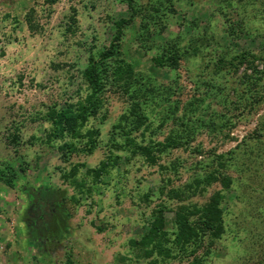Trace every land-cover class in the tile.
I'll use <instances>...</instances> for the list:
<instances>
[{"label": "rangeland", "instance_id": "rangeland-1", "mask_svg": "<svg viewBox=\"0 0 264 264\" xmlns=\"http://www.w3.org/2000/svg\"><path fill=\"white\" fill-rule=\"evenodd\" d=\"M136 1L139 7L162 4L167 8L159 25L162 30L157 26V32L150 25V38L140 31L138 17L123 32L121 52L125 58L140 75L149 78L155 91L170 93L168 100L155 98L146 104L150 129L143 133L145 139L161 142L170 131L186 129L179 118L190 109H195L190 117L201 116L203 123L212 112L218 115L214 116L215 130L198 127L201 122H190L188 127H197L193 140L183 148L163 153L158 165L164 170L151 167L140 156L111 145V136L116 134L113 127L126 112L128 102L120 91H110L104 95L99 117L87 125L100 133L96 149L91 154L73 153L64 161L59 153L62 141L46 143L50 124L44 119L45 113L50 107L65 109L85 96L81 72L87 58L108 47L116 21L129 19L127 0H0V171L10 176L13 169L17 175L13 188L0 180V264H151V259L139 257L130 244L147 232L156 205L164 201L173 207L174 203L160 194L167 179L171 182L168 187H184L196 171L200 173L203 165L211 162V152L226 155L240 145L242 151L237 150V157L251 163L255 153L264 150V144L257 146L253 140L257 126H262L264 135V104L244 115L238 111L226 114L222 105L232 87L237 90L230 99L245 97L246 87L241 85L245 65L212 76L214 54L210 50L200 57L184 55L175 70L157 68L151 61L159 46L173 40L191 46L194 42L190 40L203 34H214L231 55L250 52L264 57L262 0L223 3L222 13L217 12L218 0ZM29 10H34L33 31L24 20ZM228 24L237 31L235 38L224 36ZM256 64L261 69L259 62ZM207 82L224 91L218 95L213 89L212 99H207L205 111L199 114L201 109L190 106V102L206 89L203 83ZM221 114H226L232 124L223 128L230 140L218 134V126L224 124ZM141 131L135 134L138 142L143 138ZM116 138L122 142L118 135ZM245 148L253 152L249 154ZM195 150L202 155L194 154ZM107 159L112 166L98 182L86 175L87 169L98 168ZM79 165L85 166L78 167L75 176L83 185L82 191L74 179L62 178L63 173ZM228 174L235 180L238 176L234 167ZM217 189L220 186L215 184L190 202L202 205ZM41 190L56 194L64 207L62 222L48 237L43 232L41 236L31 233L24 222L28 196ZM242 191L235 183L224 192L227 228L203 264H264V228L260 217L253 221L248 206L238 197ZM165 216L167 229H171L173 215Z\"/></svg>", "mask_w": 264, "mask_h": 264}, {"label": "trees", "instance_id": "trees-1", "mask_svg": "<svg viewBox=\"0 0 264 264\" xmlns=\"http://www.w3.org/2000/svg\"><path fill=\"white\" fill-rule=\"evenodd\" d=\"M165 1L170 2V0ZM218 1V13H222L223 3L235 2V0ZM238 1L241 2V0ZM262 2L264 8V0ZM126 3L129 11H131L129 19L116 21L114 23V37L108 47L98 51L96 55L90 54L87 58L86 67L81 72L82 81L86 87L85 96L80 97L76 103L67 105L65 109L59 110L56 107H50L45 113L44 119L50 124L46 143L52 145L53 142L62 141L59 153L64 161L71 154L80 151L91 154L97 147L96 143L100 133L94 127L87 128V125L91 119L96 120L99 117L104 104V95L107 92L118 90L126 98L128 108L120 117L117 125L113 127L116 134L111 136V145L118 151L130 153L132 156H140L151 167L159 166L164 170V167L158 165L163 158V153L183 148L193 140L197 127L193 125L188 127V124L190 122H201L198 127L215 130L214 120H216V117L214 116L218 115H214L212 112L203 123L201 116L199 118H197V115L190 117V113L195 110L193 109L192 112L190 109L179 118L181 127L186 129L181 132H178V130L170 131L161 142L145 139L143 133L145 134L150 129L145 109L146 104L149 100L155 98L168 100L170 93L167 90L161 93L155 91L156 88L151 86L150 81H148L149 78L140 75L133 64L125 58L121 52L123 32L125 26L131 24L138 17L140 31L147 35L146 39L150 38V25L157 32H159V29L162 30L163 27L159 25H161L167 8L162 4L157 7L151 4L146 7H139L136 0H127ZM33 14L34 10H29L24 16L30 31L34 29V25H32ZM71 21L74 25L73 18ZM228 25L224 31V36L228 39L235 38L237 36L236 29L230 24ZM147 41L145 40L141 46L145 47ZM192 41L194 43L191 46H181V42L174 40L169 41L164 46H159V53L151 57L153 65L157 68L175 70L179 68L180 60L184 55L200 57L205 50H210L214 54V61L210 69L212 76L218 77L225 70H228V72L230 70L235 71L239 66H246V72L241 76V85L243 84L246 87L245 97L230 99L231 93L233 94L237 90V88L232 87L222 102L226 114L233 111H238L241 115L251 114L264 104L263 56L250 52L231 55L230 52L225 51V47L214 34L195 36L190 40V42ZM257 62L261 65V69H258ZM247 70L251 71L250 74H247ZM149 86L153 89H150ZM203 86L206 89L200 91L199 97L193 98L190 102V106L198 105L197 107L201 109L199 114L205 111L206 107L204 106L207 99L211 97L213 89L217 90L218 95L223 94L224 91V88L215 87L214 84L209 82L203 83ZM209 105L207 109L210 108ZM226 114L220 115L224 119L222 121L224 124L218 126V134L225 140H230L229 133L223 131L225 125L229 124V127H232L230 121L227 122L228 117ZM102 120L104 121V119ZM165 120L167 121V118ZM261 128L262 126H257L253 134V140H255L257 146L264 144V140H259V138L264 137ZM140 131L143 138L138 142L135 134ZM116 135L119 136L122 142H118ZM14 138L16 139V137ZM241 147L238 145L235 151L226 155H217L216 152H211L209 155L211 162L203 165L204 167H202L200 173L196 171L190 182L182 188L168 187L171 182L167 179L166 186L160 189V194L165 196L166 201L173 202L174 205L170 207L164 201H161L151 211L153 221L150 223L149 229L138 241H132L130 244L132 248L137 250L139 257L151 259V264H165L169 261H178L179 264H203L206 258L211 255L216 242L221 240L224 231H226V214L223 210L224 192L230 190L235 183H237L239 189L243 190L238 197L248 206L247 210L251 211L253 221L260 217V223L264 228V160L262 158L264 150L255 153V158L251 163H245L237 157L238 151H242ZM243 150L248 151L249 154L253 152L252 149L246 150L245 148ZM193 152L196 155H202L200 150ZM257 159L260 160L258 163ZM111 166V159H107L101 162L98 168L87 169L86 175L98 182L103 175L108 173ZM78 167L83 168L85 166H73L68 173L62 174V178L66 180L74 179L76 186L82 191L83 185L81 182L75 181ZM230 167L236 168L238 172L236 180L228 174ZM11 171L10 176L0 171V180L8 187L13 188V182L17 175L13 169ZM215 184L219 185L220 189L213 191L204 204L198 205L190 202V199L194 197L204 196ZM85 191L89 193L88 190ZM40 193L44 194L46 199L58 198L56 194L47 193L44 190H41ZM167 213L173 215L170 223L171 229H167L168 221L165 216ZM236 227L239 231L242 229L239 224ZM67 263L70 264V261H67Z\"/></svg>", "mask_w": 264, "mask_h": 264}, {"label": "flooded vegetation", "instance_id": "flooded-vegetation-1", "mask_svg": "<svg viewBox=\"0 0 264 264\" xmlns=\"http://www.w3.org/2000/svg\"><path fill=\"white\" fill-rule=\"evenodd\" d=\"M63 209L61 199L53 197L46 199L44 194L36 192L35 195L28 196L24 222L31 233L41 236L43 232L48 237L52 233V228H57L59 222H62Z\"/></svg>", "mask_w": 264, "mask_h": 264}]
</instances>
